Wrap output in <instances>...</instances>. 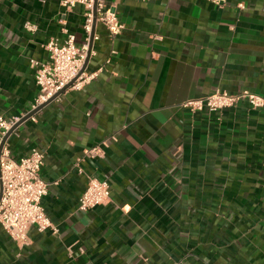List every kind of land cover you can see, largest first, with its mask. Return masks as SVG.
Segmentation results:
<instances>
[{
	"label": "crops",
	"instance_id": "0c3cea01",
	"mask_svg": "<svg viewBox=\"0 0 264 264\" xmlns=\"http://www.w3.org/2000/svg\"><path fill=\"white\" fill-rule=\"evenodd\" d=\"M107 2L125 28L111 37L96 26L86 70L97 77L8 138L16 160L44 152L42 204L59 233L32 225L20 246L0 223V264H264V107L182 106L216 89L264 96V0ZM84 12L0 0L1 113L32 111L31 59L46 61L45 44L65 37L64 13L82 44ZM95 146L104 153L85 156ZM87 175L109 179L111 198L82 212Z\"/></svg>",
	"mask_w": 264,
	"mask_h": 264
},
{
	"label": "built area",
	"instance_id": "2783aa9c",
	"mask_svg": "<svg viewBox=\"0 0 264 264\" xmlns=\"http://www.w3.org/2000/svg\"><path fill=\"white\" fill-rule=\"evenodd\" d=\"M212 1L220 4L226 0ZM60 4L65 11L77 4L84 6L85 19L82 27L86 34L85 41L82 44L77 43L75 33L67 28L66 13L62 14L60 22L63 25L62 31L65 37L62 40L52 38L45 44L48 52L46 61L31 59L39 87L32 110L46 103L68 84H70L68 89L80 90L97 77L99 71L83 70L89 52L90 57L95 53L93 46L90 48L94 24L93 42L97 38L96 26L99 23L104 25L111 37L120 35L125 28V24L118 16L116 6L108 3L107 0H60ZM239 7L244 8L243 3H240ZM25 28L32 32L37 30V26L30 21L25 23ZM241 101L248 102L255 109L264 107V96L248 89L236 92L216 89L204 97L187 99L182 106L192 112L204 110L220 112L236 107ZM22 117H7L0 112V144ZM31 117H34V114ZM103 153L102 147L95 146L86 150L85 156L94 157ZM82 160L83 157L77 162L81 173L84 172L81 166ZM44 163L45 154L37 148L20 160H16L12 157L8 140L2 147L0 154V223L20 246L29 244L28 230L32 225L36 226L40 232L52 230L54 233H59V227L50 219L42 204V198L49 188V183L41 176ZM110 198L109 179L87 175V187L79 197L77 210L89 211L97 205L107 203Z\"/></svg>",
	"mask_w": 264,
	"mask_h": 264
},
{
	"label": "water",
	"instance_id": "95a60500",
	"mask_svg": "<svg viewBox=\"0 0 264 264\" xmlns=\"http://www.w3.org/2000/svg\"><path fill=\"white\" fill-rule=\"evenodd\" d=\"M96 14V13H95ZM94 32H95V24H94V28H93V33L91 35V41H90V48L93 46V37H94ZM90 58V52L88 55V59L84 65L83 70L86 69L88 61ZM70 87V84H68L67 86H65L64 88H62L58 93H56L52 98H50L46 103L40 105L38 108L30 111L29 113H27L24 117H22V119L8 132V134L5 136L4 140L2 141V143L0 144V154H1V150L3 145L5 144V142L8 140L9 136L11 135V133L14 131V129L21 124L22 122H24L26 119L30 118L33 114H35L37 111H39L40 109H42L47 103L53 101L54 99H56L58 96H60L62 93H64L68 88Z\"/></svg>",
	"mask_w": 264,
	"mask_h": 264
}]
</instances>
